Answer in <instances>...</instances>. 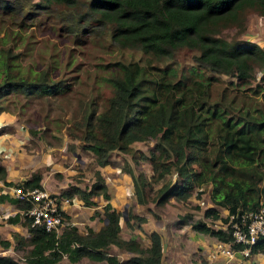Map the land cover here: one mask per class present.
Wrapping results in <instances>:
<instances>
[{
  "label": "trees",
  "instance_id": "obj_1",
  "mask_svg": "<svg viewBox=\"0 0 264 264\" xmlns=\"http://www.w3.org/2000/svg\"><path fill=\"white\" fill-rule=\"evenodd\" d=\"M75 1L41 0V4L73 8ZM84 3L91 20L106 28L109 40L130 52L138 51L139 56H120L110 61L111 67L104 73L109 93L103 106L98 109L95 95H90L78 117L65 127L69 137L80 139V146L92 152L98 166L110 162L114 149L129 153L136 162L140 158L150 163V175L124 169L131 177L137 202L154 199L162 203L169 196L184 200L194 186L199 194L209 185L210 200L225 207L227 214L234 213V219L244 210L264 207V46L246 38L221 36L226 27L242 28L247 10L264 16V0ZM3 6L9 5L5 2ZM9 55L8 48H0V100L9 93L35 96L67 88L62 79L49 78L46 69L31 76L12 74ZM255 68L261 73L259 81L253 83ZM146 139H154L146 152L132 146L134 141ZM173 170L177 175L172 181H163L152 190L155 195L149 193L151 178L158 179ZM3 174L0 164V176ZM39 179L40 174L32 171L28 178L14 184L23 188L40 186ZM71 192L85 205L93 203L94 195L102 196L105 201L101 218L105 221L101 226L79 231L75 224L66 222L55 234L42 225H31L30 218L23 215L29 232L24 260L17 262L0 255V264H60L63 255L70 261L87 256L103 259L106 264H122L107 250L110 243L130 251L128 263L160 264L157 231L149 232L147 246H141L133 237L118 235L120 213L107 200V186L98 168L89 186L72 184L60 194ZM13 200L21 210L29 205L26 199ZM99 213L94 209L90 216ZM203 214L216 218L219 212L211 205L204 208ZM17 216L15 213L8 219ZM65 216L62 211V218ZM227 218L223 217L225 228L192 219L189 212L180 215L178 222H189L195 230L230 241ZM23 242L21 237L17 243ZM263 249L261 236L250 245L249 252Z\"/></svg>",
  "mask_w": 264,
  "mask_h": 264
},
{
  "label": "rangeland",
  "instance_id": "obj_2",
  "mask_svg": "<svg viewBox=\"0 0 264 264\" xmlns=\"http://www.w3.org/2000/svg\"><path fill=\"white\" fill-rule=\"evenodd\" d=\"M84 1L76 0L72 8L62 4L42 5L41 0H0V48H8L9 59L12 61V74L31 76L39 70L46 69L49 78L62 79L67 85L65 90L45 95L25 96L20 92L9 93L3 96L0 104L6 110L13 112L17 121L26 126L29 134L41 140L44 146L63 144L64 149L72 153L70 161L73 162L76 170L66 176H70V179L80 187L90 185L94 179V169L104 171V168L108 170L110 166L96 165L92 152L80 146L82 143L80 139H71L65 127L73 117H78L90 95H95L98 109L103 106L109 93V84L104 80V73L105 69L111 67L109 65L111 60L120 56H139L138 51L130 52L125 47H117L109 40L106 28L92 21L86 13ZM5 2L8 7L3 6ZM221 36L225 39L246 38L264 46V18L254 11L247 10L243 27L238 28L234 25L226 27L221 31ZM260 73L261 70L255 68L253 83L259 81ZM29 129H35L36 132L32 134ZM153 142L154 139L134 141L132 146L146 152ZM69 144L73 147L68 149ZM113 154L118 156L115 158V166H117L115 171L111 170L109 173L105 171L104 176L101 174L104 180L107 179V183H112V178L117 173L121 174L126 168H130L134 173L139 170L149 171L150 163L145 160L139 158L136 162L129 153L115 149L111 151V155ZM63 164L68 166V162ZM152 171L150 169L149 172ZM176 175V171L173 170L158 179L151 178L149 193H154L155 187L161 182L170 181ZM116 185L121 187L120 189L124 188L123 181H117ZM196 189L193 187L184 200L170 198L172 196H169L164 203H154V199L148 200L146 205L152 208L150 216L153 217L155 212L156 218H159L161 223L168 220L176 222L180 215L189 212L192 219L206 220L213 227L225 226L223 217L227 216L226 210L212 203L209 194L207 196L202 193L197 194ZM123 204H126L125 217L122 216ZM206 205L216 206L219 209V216L216 218L205 216L203 210ZM131 207L130 202L122 203L120 200L117 203L121 234L128 232L124 220L132 211ZM99 211L100 213L94 216L102 219L101 209ZM12 254L16 260L23 261L25 254L23 250L18 249ZM61 258L63 260L61 259L60 264H106L105 260L100 263L85 256L74 263L64 255Z\"/></svg>",
  "mask_w": 264,
  "mask_h": 264
},
{
  "label": "crops",
  "instance_id": "obj_3",
  "mask_svg": "<svg viewBox=\"0 0 264 264\" xmlns=\"http://www.w3.org/2000/svg\"><path fill=\"white\" fill-rule=\"evenodd\" d=\"M258 15L264 18V16ZM70 157H72V153L67 149L65 150L63 144L60 146H44L41 140L29 134L26 126L17 121V117L13 112L5 109L0 110V164L4 167V174L0 176V239L2 240L0 241V255L16 259L12 253H15L18 249L23 250L25 253L29 247V232L23 222L21 209L15 205L13 200L15 198L13 188L17 186L14 183L28 178L32 171H37L40 174V186L45 187L58 198L61 196L68 197L69 201L62 203V210L67 214L64 218V223L75 224L79 231H85L86 226L96 230L104 222L102 221L103 218L99 219L98 216L90 217L94 209H102L101 205L105 200L100 194H98L99 196L94 195L92 197L93 203L88 205L83 204L75 192H71L68 195L60 194L61 190L69 188L72 184L79 186L73 179H70V176H66L76 170L73 162L70 161ZM116 157L118 158L116 154L111 155L110 153V162L107 163L110 166L109 171L107 168H104V171L100 169L103 176L105 171L108 173L111 170L115 171L117 167L115 166ZM63 162H68V166H64ZM150 169L152 170L151 166L149 171ZM149 171L144 172L148 173ZM151 173L153 171L149 172L148 175ZM112 179V183H107V179H105L106 181L104 180L107 186V200L109 203L115 210L118 209L117 203L120 200H122V203L125 201L130 202L132 205V211L128 218L124 220L128 232L121 234L119 230L118 235L123 238L133 237L141 246H147L150 241L149 232L152 230L157 231L160 235L161 245L160 264H213L214 262L215 264H264V249L247 254L234 252L232 255H224L222 253L209 255L211 247L218 240L215 236L193 229L189 222H175V220H168L165 223L159 222L160 219L156 218L157 213L154 212L153 217L150 216L152 208L150 209L146 205L148 201L145 203L136 201L131 177L127 171L124 170L121 174L117 173ZM119 180L124 183L123 189L116 185ZM194 187L197 188L196 186ZM208 189L209 185H206L205 191L201 193L207 196ZM223 208L226 210L225 207ZM217 210L219 212L218 208ZM15 213H18L15 219H8L9 215ZM137 216H143L144 219L139 220ZM204 221L208 223L206 220ZM220 228H225V226L222 225ZM21 237L24 242L17 243ZM107 250L115 254L122 264H131L126 262L127 257L131 254L130 251L113 243L108 244ZM87 259L100 263L104 261L103 259H92L89 257ZM75 261L70 262L74 263ZM17 262L20 261L17 260Z\"/></svg>",
  "mask_w": 264,
  "mask_h": 264
},
{
  "label": "built area",
  "instance_id": "obj_4",
  "mask_svg": "<svg viewBox=\"0 0 264 264\" xmlns=\"http://www.w3.org/2000/svg\"><path fill=\"white\" fill-rule=\"evenodd\" d=\"M14 196L26 199L29 205L21 210L22 215L30 218V224L42 225L46 230H52L55 234L60 231L64 219L62 218V203L68 202V197H57L54 193L42 186L23 188L17 185L13 188ZM231 240H217L211 247L209 255L222 253L232 255L234 252L249 253L250 245L258 237H264V207L260 205L254 209L242 211L237 219L234 213L227 214ZM231 242L239 244L233 247Z\"/></svg>",
  "mask_w": 264,
  "mask_h": 264
},
{
  "label": "water",
  "instance_id": "obj_5",
  "mask_svg": "<svg viewBox=\"0 0 264 264\" xmlns=\"http://www.w3.org/2000/svg\"><path fill=\"white\" fill-rule=\"evenodd\" d=\"M125 206H126V204H123V206H122V216L123 217H125ZM103 221H105V219H103Z\"/></svg>",
  "mask_w": 264,
  "mask_h": 264
}]
</instances>
